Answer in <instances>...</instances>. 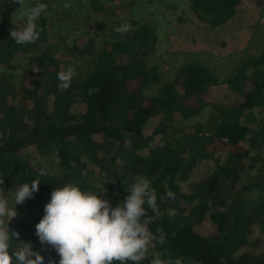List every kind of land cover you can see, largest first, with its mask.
Instances as JSON below:
<instances>
[{
  "label": "trees",
  "instance_id": "1",
  "mask_svg": "<svg viewBox=\"0 0 264 264\" xmlns=\"http://www.w3.org/2000/svg\"><path fill=\"white\" fill-rule=\"evenodd\" d=\"M9 1L0 0V41H7L0 44V64L18 52L29 56L20 82L0 86V187L41 182L27 198L37 217L14 229L19 240L38 241L35 224L53 187L76 182L105 188L101 198L115 206L134 178L145 175L159 209L149 228L165 234L163 243L154 235L152 252L179 256L183 264H264V54L225 80L204 65H184L150 95L162 76L144 56L157 36L141 25L107 43L74 90L58 89L60 66L45 46L46 20L37 21L36 40L14 44L10 29L21 26ZM190 2L200 20L219 27L235 16L240 0ZM87 44L81 52L92 49ZM210 106L220 114L211 131L199 122L176 126ZM31 146L56 151L61 172L35 167ZM238 177L247 182L234 191ZM225 181H231L227 193ZM37 252L45 264H58L50 245Z\"/></svg>",
  "mask_w": 264,
  "mask_h": 264
},
{
  "label": "rangeland",
  "instance_id": "2",
  "mask_svg": "<svg viewBox=\"0 0 264 264\" xmlns=\"http://www.w3.org/2000/svg\"><path fill=\"white\" fill-rule=\"evenodd\" d=\"M35 2L36 0H24L26 6ZM41 2L48 5L47 13L41 16L46 20L48 34L45 46L58 61L60 70L68 65L76 68L77 74L70 86L73 90L88 72L95 68L97 53L107 43L122 41L141 25L151 26L157 36L154 49L144 56L148 67L156 66L162 76L161 82L147 91L150 95L162 84L171 81L178 69L184 65H204L220 80H225L237 76L245 64L264 54V6H261L258 0H240L235 16L219 27H211L200 20L192 11L190 0ZM65 3L69 5L67 8L63 6ZM19 7L15 0L9 1L12 16ZM13 19L23 26L21 20L15 17ZM122 22L128 23L130 30L123 34L114 32L113 29ZM88 41L92 43L93 52L89 48L81 52L80 49ZM28 56V53L18 52L12 60L0 64V86L17 85L20 82L27 67ZM219 118V111L210 106L191 119L177 123L176 126H193L199 122L206 131H211ZM27 150L35 167L61 172L56 151L48 152L39 146H31ZM244 182L247 181L238 177L233 190L245 185ZM222 186L223 193H227L231 181L223 182ZM0 188L5 194L12 189ZM16 207L17 216L10 221V230L37 217L27 198ZM30 244L34 251L41 249L39 241ZM49 264H53V260H49Z\"/></svg>",
  "mask_w": 264,
  "mask_h": 264
},
{
  "label": "clouds",
  "instance_id": "3",
  "mask_svg": "<svg viewBox=\"0 0 264 264\" xmlns=\"http://www.w3.org/2000/svg\"><path fill=\"white\" fill-rule=\"evenodd\" d=\"M15 2L20 7L12 17L21 20L23 26L10 29L9 38L16 45L31 43L40 35L37 21L47 13L48 5L41 0L27 6L24 0ZM130 27L122 22L113 31L123 34ZM76 74L73 65L63 67L56 73L57 88L69 89ZM88 91L91 94L93 89ZM40 183L31 179L13 184L7 194L0 188V264H44V257L32 250L30 243L20 241L19 233L9 228L10 221L17 216L16 206L32 198ZM104 191L105 188L76 182L53 187L43 206V215L35 224V235L41 245H50L55 250L58 264H126L127 261L143 264L148 258V264H183L179 256L162 257L150 250L154 235L163 243L165 234H154L149 228L159 209L156 192L147 176L137 175L126 189V197L115 206L101 198ZM166 195L170 198L173 193Z\"/></svg>",
  "mask_w": 264,
  "mask_h": 264
}]
</instances>
